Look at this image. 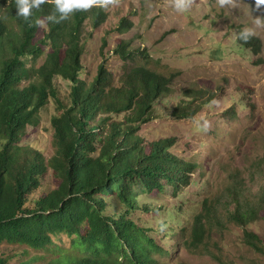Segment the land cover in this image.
<instances>
[{"label": "trees", "instance_id": "obj_1", "mask_svg": "<svg viewBox=\"0 0 264 264\" xmlns=\"http://www.w3.org/2000/svg\"><path fill=\"white\" fill-rule=\"evenodd\" d=\"M52 11L49 3L33 9V20ZM90 17L97 27L106 13L93 7L59 24L47 22L39 41L41 27L17 17L14 0L0 4V248L18 249L15 256L0 257V264L15 259H21L19 264H159L178 245L177 240L169 246L172 236L179 233L186 250H197L206 243L212 223H218L217 200H204L193 220L184 222L174 210L145 199L163 194L167 186L177 192L190 185L201 164L173 154L175 137L147 143L140 133L152 119L156 100L170 92L171 78L138 65L124 75L122 87H114L103 63L93 79L81 76V35ZM131 25L122 17L117 28ZM237 41L253 55L262 52L255 36L248 43ZM127 46L122 42L114 51L125 59L131 56ZM44 47L51 52L37 68ZM57 77L70 82L65 100L55 87ZM51 100L59 114L51 119L56 149L47 159L43 149L24 145L23 138L29 127L41 124L42 110ZM192 104V99L180 102L173 115L196 116ZM122 113L124 118L114 119ZM50 173L55 187L31 199ZM232 178L233 186L227 188L232 200L224 204L229 219L244 228L247 246L264 253L263 239L246 229L264 209V186L253 204L244 197L245 180ZM139 213L166 215V233L159 242L157 232L137 223ZM63 235L72 238L75 251L57 245L56 238ZM52 253L61 255L50 258Z\"/></svg>", "mask_w": 264, "mask_h": 264}, {"label": "rangeland", "instance_id": "obj_2", "mask_svg": "<svg viewBox=\"0 0 264 264\" xmlns=\"http://www.w3.org/2000/svg\"><path fill=\"white\" fill-rule=\"evenodd\" d=\"M9 1L0 0V4L7 5ZM102 10L106 19L99 26H95L93 17L84 25L81 60L85 69L81 76L93 79L103 63L112 75L114 87H122L124 75L138 65L171 78L170 92L156 100L152 119L142 124L140 133L147 143L175 137L173 154L201 164L192 174L190 185L177 192L167 186L163 194L153 193L145 199L151 206L174 210L176 219L184 222L192 221L207 199L217 200L221 212L218 223H212L211 233L208 230L204 246L186 250L184 237L178 233L171 237L169 245L178 240L177 247L159 264H264V253L245 244L244 228L229 219L224 206L226 200H232L227 189L233 186L232 175L245 180L248 189L243 190L244 197L253 204L259 201L264 186V29L255 36L263 46L258 56L236 39L237 29L250 24L252 17L264 15V6L257 9L255 0H239V7L229 9L218 7L216 0H195L191 10L181 14L168 7L165 0H121L119 7ZM122 17L132 22L130 28H117ZM47 27L45 22L39 41L45 38ZM122 42L131 52L125 59L114 51ZM44 50L45 55L35 63L37 68L51 52L49 47ZM54 84L61 100H65L70 82L57 77ZM188 99L197 107L194 117L208 121L206 131L194 126L193 117L173 115V109ZM57 114V104L51 100L42 110L41 124L29 127L23 138L24 145L43 149L47 159L56 149L51 119ZM54 187L50 173L30 198ZM234 209L235 205L230 207ZM166 218L164 214L135 215L140 226L157 232L158 242L166 233L160 230L159 222ZM246 229L257 233L264 242V209ZM56 242L63 250L75 251L69 236L58 237ZM17 251L15 247L2 246L0 257L15 256ZM60 255L48 254L50 258ZM20 261L15 259L10 264Z\"/></svg>", "mask_w": 264, "mask_h": 264}, {"label": "clouds", "instance_id": "obj_3", "mask_svg": "<svg viewBox=\"0 0 264 264\" xmlns=\"http://www.w3.org/2000/svg\"><path fill=\"white\" fill-rule=\"evenodd\" d=\"M195 0H165V4L177 13H187L191 10ZM49 3L53 5V11L44 19L36 18L33 20V9L39 10L42 5ZM121 0H14L16 16L22 18L30 26L43 27L45 22L59 24L71 18L77 11H89L93 7H99L104 10L119 7ZM216 5L220 8L235 9L239 7V0H216ZM257 9L264 6V0H255ZM149 7L151 5L149 4ZM259 29H264V15L252 17L251 23L243 26L236 38L243 43H248L257 35ZM195 127L206 131L209 127L208 121L204 118H192ZM160 230L164 231L167 227L163 221H160Z\"/></svg>", "mask_w": 264, "mask_h": 264}]
</instances>
